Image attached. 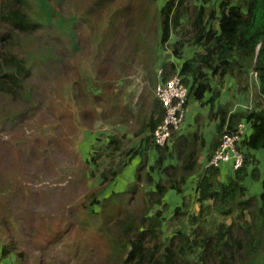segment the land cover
<instances>
[{"label":"trees","instance_id":"obj_1","mask_svg":"<svg viewBox=\"0 0 264 264\" xmlns=\"http://www.w3.org/2000/svg\"><path fill=\"white\" fill-rule=\"evenodd\" d=\"M198 1L200 4H193V0L192 3L162 0L158 7L156 0H150L157 16L159 45L164 46L173 35L178 34L179 38L172 44L171 54L180 63H164L163 80L178 73L188 88V100L203 105L213 103L227 77L234 78L247 91L250 71L254 70L260 101L250 110H236L233 114L228 113L227 103L210 112V119L217 117V123L216 134L209 142V154L211 156L218 147L224 130L233 132L241 121L252 127L242 144L251 150L262 149L264 0ZM75 20L54 10L48 0H0V98L29 99L31 94L26 81L33 74L34 66L57 64L65 60V52L78 51L79 38L72 29ZM51 21L52 29L42 32ZM36 33L41 35L39 40ZM53 36L63 37V40L39 54L38 47L43 41L42 47H46ZM61 45L67 49H61ZM190 48L193 51H188L186 56ZM87 91L93 94L92 88L88 87ZM206 92L211 93L207 100ZM149 108L150 112L131 116L139 122L135 136L145 135V149L131 147L123 151L116 136L108 137L111 159L108 169L100 173L102 188L100 193L98 191L101 194L132 158L138 156L140 162L133 182H143L148 194L140 197V206L131 208L123 201L122 194L127 203L132 201L136 193L133 182L132 187L127 185L122 192H113L109 199L101 201L96 192H89L84 199L86 211L81 224H88L97 237L106 238L112 248L109 258L114 264H264V176L262 191L256 198L247 194L244 185L246 153H243V165L234 170L226 182L219 178L220 166L199 169V154L205 141L197 130L188 134L174 131L165 146L154 144L152 133L161 123L163 113L156 100ZM197 116L195 120L199 122ZM148 151H153L156 157L151 164ZM117 153L122 158L114 163ZM101 156L102 152L97 151L87 162L96 164ZM169 157L177 163L165 164ZM195 175L194 186L190 189L189 182ZM169 189L174 190L180 200L167 216L169 203L164 197ZM187 190H191V195ZM93 204L98 206L96 211L92 209ZM167 228L171 229L168 235ZM53 233L55 240L60 238L61 231ZM9 246H0L2 258L13 253ZM16 264L23 263L16 260Z\"/></svg>","mask_w":264,"mask_h":264},{"label":"rangeland","instance_id":"obj_2","mask_svg":"<svg viewBox=\"0 0 264 264\" xmlns=\"http://www.w3.org/2000/svg\"><path fill=\"white\" fill-rule=\"evenodd\" d=\"M161 2L156 0L158 7ZM193 4L200 2L193 0ZM48 5L76 19L72 29L78 35L79 49L65 52V60L57 64L34 66L26 81L29 99L0 98V246L8 244L13 249L7 258H2L0 250V264H16V260L23 264H114L106 238L97 237L88 224H81L84 199L89 192H96L100 201L109 199L113 192L132 185L138 156L99 194L100 173L108 169L111 159L108 137L116 136L123 151L145 149V135L135 136L139 122L131 116L150 112L163 64L180 63L171 54L178 34L159 45L157 16L150 0H48ZM48 25L41 31H50L53 21ZM36 35L39 40L41 35ZM61 40L63 37L53 36L44 48L43 41L39 54ZM188 51L193 49H188L186 56ZM238 85L224 82L220 88L241 90L237 92L239 104L256 105L257 78L248 79L249 92ZM88 87L96 96L88 94ZM227 94L222 101L229 108L235 102L234 97L225 99ZM209 97L206 92L205 99ZM195 102L199 122L195 115L188 124L185 119L179 132L197 130L208 138L215 131L216 117L209 116L214 109L211 102L201 105L189 99L190 114ZM97 151L102 152L101 158L89 164ZM119 157V153L114 156V163ZM155 159L149 157V163ZM169 159L173 158H167L165 164ZM154 175L157 178V173ZM133 185L136 193L130 203L122 194L131 208L140 206V197L148 194L143 182ZM164 198L169 203L168 216L180 197L169 189ZM97 207L92 205L95 211ZM55 230L61 231L57 240ZM170 230L167 228L166 235Z\"/></svg>","mask_w":264,"mask_h":264},{"label":"built area","instance_id":"obj_3","mask_svg":"<svg viewBox=\"0 0 264 264\" xmlns=\"http://www.w3.org/2000/svg\"><path fill=\"white\" fill-rule=\"evenodd\" d=\"M162 71H159V74ZM257 78L254 70L250 71V77ZM155 98L162 110L161 123L152 133V141L159 146H165L172 132L179 131L183 122L188 102V88L182 82V76L178 73L168 79L158 78L155 86ZM252 105H246L245 109H252ZM244 121L237 123L233 132L224 130L218 147L212 152L206 166L219 167L222 163L230 162L233 170L243 165L244 155L240 149V143L246 136L244 134ZM243 142V141H242Z\"/></svg>","mask_w":264,"mask_h":264},{"label":"crops","instance_id":"obj_4","mask_svg":"<svg viewBox=\"0 0 264 264\" xmlns=\"http://www.w3.org/2000/svg\"><path fill=\"white\" fill-rule=\"evenodd\" d=\"M225 83H228L229 85H233L236 88L238 87L236 81L232 77H227L225 79ZM219 89H220L219 96L213 101V103H211V107L214 109V111L216 110L218 105L226 103L225 100H224L225 103L222 101V98H223L225 93L229 94V96H228V94L225 96V99L228 98L230 101V100H233V97H234L233 101L235 102V104L233 106H229V108H228L229 114H233L234 112H236V110H245L246 105L244 107V105L239 104L240 101H239V98L237 95V92H241V90L234 92L233 90H231V91L226 90L225 91V87H223V88L219 87ZM230 92H232V93H230ZM242 92H245V91L242 90ZM246 92H249V90ZM209 96H211L210 92H209ZM256 101L257 102L260 101V98L258 97V99ZM196 106H197V103L195 102V105L193 107V113L190 114V110L188 108V103H187V111H186V115H185L183 122L186 119V124H188V122H190L189 119H191V120L193 119L194 115L196 114V112H194V110L196 109ZM188 110H189V112H188ZM188 115H189V117H188ZM216 119H217V117L215 118V120ZM216 123H217V120H216ZM216 123H215V125H216ZM244 123H245L244 134H246V136L244 137L243 140H245L246 137L249 136V134L252 132L251 125L248 124L246 121H244ZM182 125H183V123H182ZM180 128H182V127H180ZM215 134H216V132L214 130L212 131V133L209 135L208 138H206L204 136V134H201L205 143H204V147L202 148V150L199 154V159H198L199 169L206 167L207 161L209 159L208 157L210 156V154H209V148H210L209 142L211 141L212 137L215 136ZM242 141L240 143V149L242 150V152L244 154L246 153L245 156L248 157L247 158V167H246L247 177L245 179L244 185L246 186L248 195L258 198L259 194L262 191V180H263V176H264V148L258 149V150H251V149L246 148L242 144L243 143ZM149 155L151 158L155 157V154L153 151H149ZM169 160H170V162H168V164L177 163V161L174 158L169 159ZM230 165H231L230 162L222 163L220 165V167H219V169H220L219 170L220 171L219 172L220 180H224L226 182L233 175L234 170L231 169ZM195 180H196V175L194 176V179L191 182H189V183H191L190 184L191 189L194 186ZM193 190L195 192V189H193ZM193 190H192V192H193ZM187 193H188V195H191V190H187Z\"/></svg>","mask_w":264,"mask_h":264},{"label":"clouds","instance_id":"obj_5","mask_svg":"<svg viewBox=\"0 0 264 264\" xmlns=\"http://www.w3.org/2000/svg\"><path fill=\"white\" fill-rule=\"evenodd\" d=\"M161 71H162V69H161ZM159 77H160V75H159ZM162 78H163V75L161 76ZM157 84V83H156ZM155 90V89H154ZM156 100V99H155ZM157 101V100H156ZM245 110H247V109H245Z\"/></svg>","mask_w":264,"mask_h":264}]
</instances>
